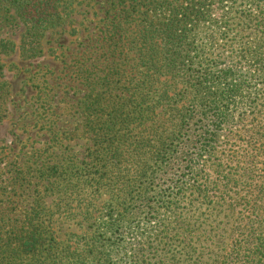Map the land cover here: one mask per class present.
<instances>
[{
  "label": "rangeland",
  "instance_id": "rangeland-1",
  "mask_svg": "<svg viewBox=\"0 0 264 264\" xmlns=\"http://www.w3.org/2000/svg\"><path fill=\"white\" fill-rule=\"evenodd\" d=\"M257 1L0 0V236L20 232L31 218L51 227L53 264H102L100 252L117 264L113 247L131 238L100 227L111 214H122L129 229L144 221L137 213L139 134L130 135L123 160L107 158V138L97 132L139 129L135 112L161 96L160 121L145 127L168 128L159 133L170 143L193 94L182 98L184 86L164 67L169 20L187 13L186 29L198 34L194 52L213 58L223 45L211 35L213 21L234 17L230 28L241 32L239 16L257 15ZM114 111L131 120L110 122ZM146 151L141 158L155 149Z\"/></svg>",
  "mask_w": 264,
  "mask_h": 264
},
{
  "label": "trees",
  "instance_id": "trees-1",
  "mask_svg": "<svg viewBox=\"0 0 264 264\" xmlns=\"http://www.w3.org/2000/svg\"><path fill=\"white\" fill-rule=\"evenodd\" d=\"M256 3L257 15L239 16L241 32L230 28L234 17L213 21L211 35L223 42L213 58L194 52L191 40L198 34L186 29L187 13L169 20L164 67L184 86L182 98L193 94L170 143L159 133L168 128L145 127L160 121L161 96L155 106H139L134 117L139 129L127 124L119 132L110 126L97 132L107 138L102 144L107 158L123 160L130 135L139 134L131 146L139 158L137 213L144 221L129 229L122 214H111L100 227L131 238L113 247L117 264H264V0ZM194 6L189 3L186 11L194 12ZM129 116L119 112L110 122L126 124ZM148 131L157 145L147 140ZM149 148L155 151L141 158ZM106 174L99 185L105 186ZM33 220L18 233L0 236V264L55 262L54 239L46 236L50 226ZM99 257V263H108L103 252Z\"/></svg>",
  "mask_w": 264,
  "mask_h": 264
}]
</instances>
